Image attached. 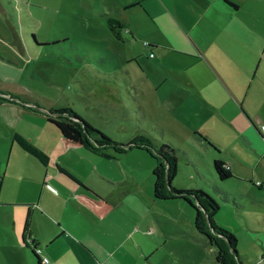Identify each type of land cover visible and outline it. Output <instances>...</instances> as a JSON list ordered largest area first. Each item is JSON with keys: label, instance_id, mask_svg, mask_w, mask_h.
<instances>
[{"label": "crops", "instance_id": "obj_1", "mask_svg": "<svg viewBox=\"0 0 264 264\" xmlns=\"http://www.w3.org/2000/svg\"><path fill=\"white\" fill-rule=\"evenodd\" d=\"M111 6L100 14L102 24L105 17L116 19L121 42L143 39L142 48L123 55L132 65L123 70L127 99L141 107L146 129L154 127L150 131L173 154H192L186 162L199 176L197 165L207 164L194 156L199 150L211 166L213 159L224 162L228 178L215 180L214 173L210 184L195 189L216 201V211L232 212L236 225L226 229L235 238L238 264H264V0H115ZM13 133L44 151L30 134L14 129L10 138ZM31 166L28 194L20 188L1 194L0 173V264H38L32 246L47 259L39 264H54L49 249L57 246L110 264L107 216L114 203L136 197L137 187L104 190L113 180L103 165Z\"/></svg>", "mask_w": 264, "mask_h": 264}, {"label": "rangeland", "instance_id": "obj_2", "mask_svg": "<svg viewBox=\"0 0 264 264\" xmlns=\"http://www.w3.org/2000/svg\"><path fill=\"white\" fill-rule=\"evenodd\" d=\"M113 1L0 0L1 194L12 193L14 188L28 194L35 172L31 165H41L11 142L16 129L44 147L47 165H103L113 180L104 190L111 193L121 186L137 187L136 197L114 203L107 216L113 229L106 249L110 264H220L214 259L213 246L193 226V210L179 199L153 201L150 196L155 149L164 139L146 129L125 95L123 70L132 65L123 55L142 48L143 39L121 42L108 32L100 14ZM65 107L123 151L105 147L101 149L108 155L105 157L83 148L67 123L52 112ZM145 141L147 146H143ZM203 151L194 155L207 162L206 167L197 165L203 177L186 162L191 153L174 152L176 171L171 186L195 189L212 182L214 172ZM21 171L26 175L20 180ZM15 183L19 187H12ZM219 185L232 193L229 184ZM188 196L196 205L195 198ZM211 219L216 228L226 231L236 225L230 211H215ZM49 250L55 255L54 264H100L93 257L82 259L72 248ZM11 264L25 262L12 259Z\"/></svg>", "mask_w": 264, "mask_h": 264}, {"label": "trees", "instance_id": "obj_3", "mask_svg": "<svg viewBox=\"0 0 264 264\" xmlns=\"http://www.w3.org/2000/svg\"><path fill=\"white\" fill-rule=\"evenodd\" d=\"M104 24L115 39L120 41L122 40L119 33L121 25L116 19L112 17H105ZM31 36L34 37L33 35ZM131 103L134 114L138 116L140 120L145 122L147 126H149V122H147L141 107L134 100H132ZM52 112L57 114V117L66 122L67 126H69V128L77 134L78 140L83 148L105 157L108 155L101 151L102 148L114 147L119 152L123 151L121 147H118L116 143L110 140L103 132L79 118L70 108L65 107L53 109ZM149 128H151L150 130H156L154 127ZM157 131L159 132V129ZM11 139L20 149L30 154L39 163L42 165L47 164L49 160L48 155L33 145L29 139L18 133H13ZM202 139L207 144H210L203 137ZM143 146H147L146 141ZM155 151L157 156H155V164L152 166L150 171L152 179V199L156 201L167 199H179L180 201H183L187 207L194 211L193 226L205 237L208 244L213 246V256L215 261L220 264H236L234 261L235 238L233 234L218 227L216 228L211 219L213 213L217 209L216 201L201 189H176L172 187L170 185V179L175 172V157L173 150L170 145L163 140L157 146ZM212 168L219 179H225L231 175L224 162L219 159L212 160ZM188 195L195 198L196 205L190 200ZM217 234L223 238H218ZM32 248L33 246L30 250L37 258L39 264V259L33 252Z\"/></svg>", "mask_w": 264, "mask_h": 264}, {"label": "built area", "instance_id": "obj_4", "mask_svg": "<svg viewBox=\"0 0 264 264\" xmlns=\"http://www.w3.org/2000/svg\"><path fill=\"white\" fill-rule=\"evenodd\" d=\"M143 44H145V42H143ZM260 129L261 131H264V127L263 126H260ZM33 252L37 255L38 259L40 260V262L42 263H46L47 262V259L40 255V250L36 247H33Z\"/></svg>", "mask_w": 264, "mask_h": 264}]
</instances>
